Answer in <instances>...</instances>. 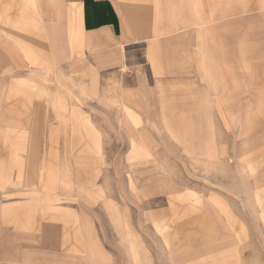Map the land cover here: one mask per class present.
<instances>
[{
	"label": "rangeland",
	"instance_id": "rangeland-1",
	"mask_svg": "<svg viewBox=\"0 0 264 264\" xmlns=\"http://www.w3.org/2000/svg\"><path fill=\"white\" fill-rule=\"evenodd\" d=\"M25 5L0 2V264H264V21L108 64Z\"/></svg>",
	"mask_w": 264,
	"mask_h": 264
},
{
	"label": "crops",
	"instance_id": "crops-1",
	"mask_svg": "<svg viewBox=\"0 0 264 264\" xmlns=\"http://www.w3.org/2000/svg\"><path fill=\"white\" fill-rule=\"evenodd\" d=\"M11 1L14 12L8 20L14 26L28 21L22 15L32 0ZM38 8L59 17L64 42L81 31L87 46L108 64L122 62L123 47L130 54H147L157 36L171 33L177 39L183 29L207 24L202 21H264V0H39ZM157 52L151 58L159 59Z\"/></svg>",
	"mask_w": 264,
	"mask_h": 264
}]
</instances>
